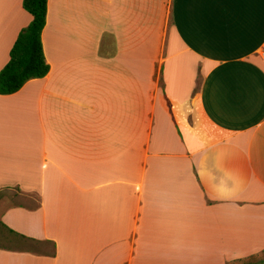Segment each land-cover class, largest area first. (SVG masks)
<instances>
[{"label":"crops","instance_id":"crops-1","mask_svg":"<svg viewBox=\"0 0 264 264\" xmlns=\"http://www.w3.org/2000/svg\"><path fill=\"white\" fill-rule=\"evenodd\" d=\"M30 20L0 0V70ZM40 42L0 95V264L264 250V0H46Z\"/></svg>","mask_w":264,"mask_h":264},{"label":"trees","instance_id":"trees-1","mask_svg":"<svg viewBox=\"0 0 264 264\" xmlns=\"http://www.w3.org/2000/svg\"><path fill=\"white\" fill-rule=\"evenodd\" d=\"M21 8L31 20L17 34L6 64L0 70V95L17 92L25 82L43 78L48 71L45 64L40 35L45 25L46 0H21ZM241 264H264V250L250 256Z\"/></svg>","mask_w":264,"mask_h":264},{"label":"rangeland","instance_id":"rangeland-1","mask_svg":"<svg viewBox=\"0 0 264 264\" xmlns=\"http://www.w3.org/2000/svg\"><path fill=\"white\" fill-rule=\"evenodd\" d=\"M3 194H6V193H3Z\"/></svg>","mask_w":264,"mask_h":264}]
</instances>
